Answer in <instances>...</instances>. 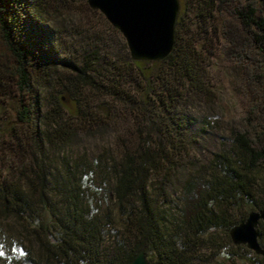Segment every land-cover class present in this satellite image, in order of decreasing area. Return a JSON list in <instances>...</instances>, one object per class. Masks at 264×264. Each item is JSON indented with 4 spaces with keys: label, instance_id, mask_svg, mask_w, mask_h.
<instances>
[{
    "label": "trees",
    "instance_id": "obj_1",
    "mask_svg": "<svg viewBox=\"0 0 264 264\" xmlns=\"http://www.w3.org/2000/svg\"><path fill=\"white\" fill-rule=\"evenodd\" d=\"M225 1L196 0V32L183 30L184 2L173 51L161 61H134L124 44L118 58L86 51L62 69L52 46L19 41L38 20L35 1L0 0V91L18 104L0 129V264H128L141 249L148 264H192L199 247L246 219L247 207L264 209V147L244 133L206 161L178 164L192 143L184 106L211 92L196 42L212 43L208 28L226 25ZM262 1L237 0L244 5L230 15L232 32L246 31L264 55ZM260 110L264 128V97ZM127 112L128 138L114 155L65 153L78 133Z\"/></svg>",
    "mask_w": 264,
    "mask_h": 264
},
{
    "label": "rangeland",
    "instance_id": "obj_2",
    "mask_svg": "<svg viewBox=\"0 0 264 264\" xmlns=\"http://www.w3.org/2000/svg\"><path fill=\"white\" fill-rule=\"evenodd\" d=\"M36 4L35 20L18 33L20 43L26 49L32 47L52 46L57 54L56 64L68 69L67 64L81 59L92 50L101 55L118 58L125 52L126 42L121 33L114 28L100 12L93 13L86 8L87 0H34ZM180 10L187 3L184 14L183 30L191 27L196 32L198 24L195 17L196 0H179ZM262 1V0H261ZM223 10L224 27L210 26L212 43L196 42L201 51L203 67L207 73L206 79L211 84L210 94L193 103H189V122L186 129L190 134L191 144L189 154L178 157L182 167L190 165L191 161H206L211 154L222 145L228 144L235 132L244 133L257 147H264V128L262 126L261 98L264 97V66L263 53L256 52L258 43L251 47L252 40L246 31L232 32L235 18L230 15L234 8H240L243 3L237 0H227ZM256 5L255 7H257ZM180 12V11H179ZM257 14L264 17V0L259 4ZM231 22H233L231 24ZM228 25V26H227ZM200 26V24H199ZM238 27V26H237ZM231 28V30H229ZM257 31V29L254 27ZM187 30V29H185ZM237 33V34H236ZM230 39H229V38ZM238 39V40H237ZM128 51V49H127ZM263 55V56H262ZM67 63V64H66ZM42 112L47 106L41 103ZM18 104L13 96L0 91V129L9 125ZM108 106H105L106 110ZM122 108V107H121ZM115 114V113H113ZM130 114L114 117L109 123L103 122L94 126L91 134L80 132L65 150L68 156L94 158L97 155L110 152L114 155L120 139L128 138L125 129L131 128ZM123 133V134H122ZM121 137V138H120ZM0 168L4 170L3 163ZM7 172V171H5ZM183 170L178 173V179L183 176ZM179 184L170 187L172 200L177 198ZM247 207L248 211L256 210ZM215 245L205 242L193 254L192 264H248L249 258L261 261L264 258L255 254L245 245H236L230 237L219 233ZM264 249V239H260ZM226 249L224 257L219 248ZM110 243L104 245V252L109 253ZM231 253L232 256L228 253ZM261 259V260H260Z\"/></svg>",
    "mask_w": 264,
    "mask_h": 264
},
{
    "label": "water",
    "instance_id": "obj_3",
    "mask_svg": "<svg viewBox=\"0 0 264 264\" xmlns=\"http://www.w3.org/2000/svg\"><path fill=\"white\" fill-rule=\"evenodd\" d=\"M87 3L121 33L132 60L161 61L173 51L179 0H87ZM260 223L264 224V209L250 211L244 221L230 228V240L263 255ZM128 264H148L145 251L139 250Z\"/></svg>",
    "mask_w": 264,
    "mask_h": 264
}]
</instances>
